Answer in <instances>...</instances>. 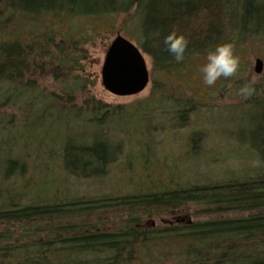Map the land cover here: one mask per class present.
Masks as SVG:
<instances>
[{
    "label": "trees",
    "instance_id": "1",
    "mask_svg": "<svg viewBox=\"0 0 264 264\" xmlns=\"http://www.w3.org/2000/svg\"><path fill=\"white\" fill-rule=\"evenodd\" d=\"M110 18L118 21V33L127 24L134 26L154 70L166 77L178 74L186 59L206 57L217 44L231 42L235 49L255 42L264 46V0H0V131L22 124L20 116L38 110L40 100L54 102L42 109L47 110L45 117L50 107L56 120L66 111L80 122L112 126L116 111L123 108L95 103L83 89L86 109H81L74 93L48 94L39 84L47 77L64 81L82 69L88 60L86 44ZM173 31L190 42L182 63L175 62L163 43ZM176 86L153 79L152 97L146 102L171 104L173 109L160 108L162 113L185 127L197 115L199 102L194 92L188 96L175 89L179 82ZM250 99L240 106L264 101V93ZM9 109L16 112L9 114ZM260 109L259 124L247 140L252 154L243 158L256 160V167L214 184L183 188L182 183H158L138 196L63 201L51 194L68 177L91 179L99 169L108 176L117 156L94 144L53 151L61 166L47 169L51 188L36 196L31 189L37 183L22 181L27 166L5 158L2 176L18 187L11 182L10 189L0 188V264H264V104ZM44 118L38 117L37 123ZM105 129L99 131L101 138H107ZM147 164L143 161L139 167L146 169ZM193 204L201 212L188 224L163 222L161 230L148 225L149 215L169 213L171 219L180 212L182 217Z\"/></svg>",
    "mask_w": 264,
    "mask_h": 264
},
{
    "label": "rangeland",
    "instance_id": "2",
    "mask_svg": "<svg viewBox=\"0 0 264 264\" xmlns=\"http://www.w3.org/2000/svg\"><path fill=\"white\" fill-rule=\"evenodd\" d=\"M116 25L118 26V21L110 18L107 25L97 27L100 34L94 32L86 44L88 60L83 63L82 69L76 68L77 70L72 72L73 76L61 82L53 81V77H47L43 83L39 82L42 90L45 89L48 94L61 95L62 91L74 93L76 104L81 109H86L81 94L83 89L94 97L95 103L99 101L109 108H123L116 111L114 120L111 121L112 126L105 129L106 126L80 122L66 111L60 120H56L57 113L50 107L49 115L45 117L47 110L44 113L42 109L54 102L40 100L38 110H32L25 118L24 113L20 116L22 124L8 125L7 129L0 131L1 189H10L11 182L18 187V183H14L11 178L6 180L2 176V170L7 163L5 158H12L27 166L28 172L22 181L30 182L31 186L37 183L38 187L33 186L31 189L32 194L36 196L44 189H50L52 179H46V171L61 166L60 160L52 157V152H60L67 146H106L111 156H117V159L116 164L108 167V176L99 169L96 177L91 179L68 177L66 184L60 186L62 196H59V189L58 192L55 189L51 194V197H59L63 201L82 196H138L140 193L149 192L148 187L158 183L162 187H170V184L174 183V187L177 184L181 187L183 185V188L197 184H214L240 177V171L256 167V160L247 158L244 161L243 158L252 154L253 146L247 140L252 127L259 124L262 115L260 107L264 101L240 106L250 97L244 100L236 93L245 84H252L254 87L252 96L256 92L257 95L264 93V69L261 75L254 73L256 58L264 62L262 43L255 42L253 46L238 45L235 53L240 57V71L236 76L222 79L215 87L208 88L203 84L199 71L205 57L186 59L178 74L166 77L154 70L151 57L141 48V40L138 39L134 26L127 24V27L124 26L118 33L114 28ZM118 34L140 49L150 72L149 86L133 97L114 96L107 92L101 83V69L107 50ZM76 78H79V81H74ZM155 78L164 79L173 87L179 82L180 87L175 89H181V92L188 96H192L190 92H194L199 109L197 115L193 114L190 118L189 125L181 127L169 114L162 113L160 108H164V111L173 109L171 104L146 102L152 97V80ZM155 109L160 110L151 113ZM145 111H148V115L144 114ZM7 112L14 114L16 110L9 109ZM133 114L137 117L131 118ZM143 115L149 118L145 120ZM38 117L45 118L37 123ZM104 129L107 138H101L99 134V131ZM193 134H197L195 145L190 141ZM120 152L122 156L118 158ZM143 161H148L146 169L139 167ZM183 212L193 220L195 214L201 212V208L195 204L188 205ZM168 215L169 213L161 216L149 215L147 222H156L157 228L161 230L165 228L163 222L167 223ZM164 249V253L169 252Z\"/></svg>",
    "mask_w": 264,
    "mask_h": 264
},
{
    "label": "water",
    "instance_id": "3",
    "mask_svg": "<svg viewBox=\"0 0 264 264\" xmlns=\"http://www.w3.org/2000/svg\"><path fill=\"white\" fill-rule=\"evenodd\" d=\"M264 62L255 60L254 73L261 75ZM103 88L117 97L141 94L150 84L144 55L132 42L118 34L110 43L101 69Z\"/></svg>",
    "mask_w": 264,
    "mask_h": 264
},
{
    "label": "clouds",
    "instance_id": "4",
    "mask_svg": "<svg viewBox=\"0 0 264 264\" xmlns=\"http://www.w3.org/2000/svg\"><path fill=\"white\" fill-rule=\"evenodd\" d=\"M163 43L166 51L174 57L176 63H182L185 60V53L190 43L185 35L173 31L164 37ZM240 68L241 61L235 53L234 43L225 42L217 44L207 52L205 62L199 71L203 84L208 88H213L218 81L236 76ZM253 93L252 84H245L237 90L236 95L247 100Z\"/></svg>",
    "mask_w": 264,
    "mask_h": 264
},
{
    "label": "flooded vegetation",
    "instance_id": "5",
    "mask_svg": "<svg viewBox=\"0 0 264 264\" xmlns=\"http://www.w3.org/2000/svg\"><path fill=\"white\" fill-rule=\"evenodd\" d=\"M180 212H178L177 214H173V216L171 217V219H167V222L176 226V225H185L190 223V217H186L185 215H183L182 217H179ZM148 225L152 228V229H156L157 225L156 222H149Z\"/></svg>",
    "mask_w": 264,
    "mask_h": 264
}]
</instances>
